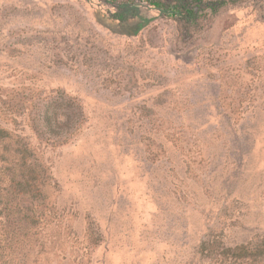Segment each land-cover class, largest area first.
Masks as SVG:
<instances>
[{"label": "rangeland", "instance_id": "rangeland-1", "mask_svg": "<svg viewBox=\"0 0 264 264\" xmlns=\"http://www.w3.org/2000/svg\"><path fill=\"white\" fill-rule=\"evenodd\" d=\"M227 1L128 35L111 0H0V264H264V0Z\"/></svg>", "mask_w": 264, "mask_h": 264}, {"label": "trees", "instance_id": "trees-1", "mask_svg": "<svg viewBox=\"0 0 264 264\" xmlns=\"http://www.w3.org/2000/svg\"><path fill=\"white\" fill-rule=\"evenodd\" d=\"M227 2V0H111L113 12L106 19L115 22L120 33L135 35L150 21V18L145 17L140 11L142 4L153 7L161 15L172 17L178 22L195 24L200 17L208 12L215 13ZM66 102L63 92H56L55 96H50L42 102L41 126L47 133L57 136L61 135L60 133L67 135L74 131L72 126L60 123V118H66L62 112ZM77 113L72 120L73 127L78 121L80 124L83 120L82 113L78 116ZM63 126L65 129L62 128Z\"/></svg>", "mask_w": 264, "mask_h": 264}]
</instances>
